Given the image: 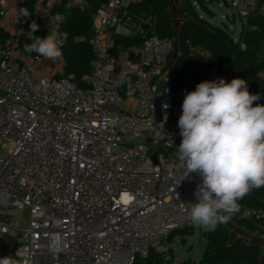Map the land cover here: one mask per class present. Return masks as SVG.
I'll use <instances>...</instances> for the list:
<instances>
[{"label": "built area", "instance_id": "obj_1", "mask_svg": "<svg viewBox=\"0 0 264 264\" xmlns=\"http://www.w3.org/2000/svg\"><path fill=\"white\" fill-rule=\"evenodd\" d=\"M142 1L107 0L94 15L93 36L75 39L89 43L95 56L81 86L63 70L42 77L46 59H26L21 38L29 39L35 21L32 35L61 33L62 48L68 13L86 0H69L63 12L37 7L33 13L27 0H12L13 33L0 35V258L134 264L152 250L167 253L169 236L195 224L188 213L202 181L197 173L185 177L177 158L181 115L169 74L174 40L151 37L114 54V35H135L122 24L124 9ZM228 5L243 20L251 15V0ZM23 7L30 17L19 16ZM121 70L135 78L136 94L128 99L113 84ZM210 77L228 82L215 70Z\"/></svg>", "mask_w": 264, "mask_h": 264}, {"label": "trees", "instance_id": "obj_2", "mask_svg": "<svg viewBox=\"0 0 264 264\" xmlns=\"http://www.w3.org/2000/svg\"><path fill=\"white\" fill-rule=\"evenodd\" d=\"M183 1L188 6L189 17L184 22L185 38L172 84L179 108L182 110L186 92L194 91L200 82L212 81L210 74L214 70L225 76L228 82L234 78L245 79L249 92L261 96L253 106L264 105V62L260 60L264 46V15L254 13L243 20L234 14L233 17H238L243 23L240 34L236 36L235 31L228 26H214L197 12L195 6L208 17L214 18L212 1ZM36 2L37 0H27L32 13ZM86 3L85 7H75L68 13L65 30L69 34V39L61 48L65 62L63 72L74 75L81 86L82 77L92 71L91 64L95 56L89 43H77L75 39L85 37L89 40L93 36L94 15L106 5L107 0H86ZM52 11H65V3L62 2ZM174 19L171 0H144L131 4L122 13V24L135 35H114V54L118 55L132 47H140L151 37L175 40L177 30ZM38 23L45 21L41 19ZM0 35H4L1 29ZM31 42L30 39L21 38L23 48L25 44ZM28 54L33 58L41 57L36 53ZM129 76L133 85L135 78ZM119 91L125 99L136 94L134 89L133 94L129 96L125 87H119ZM238 203L240 211L232 216L227 224H219L216 230L205 233L204 238H207L208 245L199 263L188 258L179 264H260L262 247L245 243L242 239H234L232 233L235 228H243L251 233L264 235V216L256 213L264 212V187L253 189ZM246 212H250L251 216L244 217ZM194 232V225L186 226L173 232L168 242L173 244L176 237L187 238L194 235ZM134 264L176 263L172 259H167L163 253L152 250L148 259L137 260Z\"/></svg>", "mask_w": 264, "mask_h": 264}, {"label": "clouds", "instance_id": "obj_3", "mask_svg": "<svg viewBox=\"0 0 264 264\" xmlns=\"http://www.w3.org/2000/svg\"><path fill=\"white\" fill-rule=\"evenodd\" d=\"M19 16L31 14L23 7ZM37 27L35 21L30 25L32 32ZM32 32V42L25 44V52L52 61L62 56L61 33L52 31L40 38ZM114 67L111 61L107 65L109 71ZM113 84L125 87L129 96L134 92L126 71L121 70ZM260 99V94L249 92L248 83L242 78L231 82L223 78L203 81L194 91L185 93L178 120L182 140L177 158L185 169V177L197 173L202 181L194 192L197 203H190L188 219L209 231L227 224L240 211L238 201L253 189L264 187V105L253 106ZM0 264L17 261L4 256Z\"/></svg>", "mask_w": 264, "mask_h": 264}, {"label": "rangeland", "instance_id": "obj_4", "mask_svg": "<svg viewBox=\"0 0 264 264\" xmlns=\"http://www.w3.org/2000/svg\"><path fill=\"white\" fill-rule=\"evenodd\" d=\"M212 1V0H209ZM219 2V0H217ZM231 1V0H229ZM174 2V0H173ZM175 4V3H174ZM197 12L204 17L206 20H208L212 25L214 26H220L223 27L225 25L229 26V18H232V16L235 14L234 10L231 7L226 8L223 4L222 7L219 8L215 6L214 4L211 5L212 10L215 13L214 18H210L207 15H205L198 6H195ZM183 10V11H181ZM173 14H174V20H175V28L177 30V37L174 40L175 44V53L173 57V61L170 64V72L171 75L173 73V69L176 67L177 64V58L183 48V42H184V22H185V13H188V6L185 4V2L182 0V7H180L179 4H175L174 8H172ZM240 20H238V23ZM52 65L48 61L46 63V67L40 68V72L42 77H48L52 73ZM18 215H21L20 213ZM194 235L189 236L187 238H182L180 236L176 237L172 246L168 250L167 253H164L165 257L167 259H172L176 264H179L180 262L191 258L198 263L203 253L206 251L208 240L207 238H204L205 231H209L206 228H203L202 226L198 224H194ZM168 242V241H167ZM169 244H171L169 242Z\"/></svg>", "mask_w": 264, "mask_h": 264}, {"label": "crops", "instance_id": "obj_5", "mask_svg": "<svg viewBox=\"0 0 264 264\" xmlns=\"http://www.w3.org/2000/svg\"><path fill=\"white\" fill-rule=\"evenodd\" d=\"M39 0H37L36 4H35V8H41L43 10H47V11H52L54 10L57 6H59L62 2L66 3L69 0H42V4H39L38 2ZM78 3H81L85 0H76ZM221 2H218L217 0H212V5L214 4L215 6L221 8L222 7V0H220ZM228 4L231 2L229 0ZM172 2V8H174L175 4H179L180 7H182V0H171ZM175 3V4H174ZM224 5V4H223ZM34 8V11H35ZM2 10L6 11V15L5 16H1L0 15V29L3 31L4 35H11L13 33V3L12 0H0V12ZM183 11V10H181ZM254 13H260L264 15V0H251V14ZM185 19H188L189 17V12L184 14ZM230 25L228 26L231 30L235 31L236 36H238L243 28V23L241 21V19H239L238 17H233L229 18L227 16ZM238 20H240V22L238 23ZM227 26V25H225ZM184 38H185V34H184ZM182 51V50H181ZM180 55V54H179ZM174 57V55H173ZM173 57L171 58L170 64L173 61ZM179 57V56H178ZM31 57L29 54L26 56V59L30 60ZM46 59V58H45ZM178 59V58H177ZM260 60L262 62H264V46L262 49V52L260 53ZM50 62L52 65V73L51 75H58L60 70H64L65 67V62H64V58L63 56H61L60 58H58L55 61L52 60H48L46 59V63ZM46 63L43 67H46ZM169 64V67H170ZM176 68V67H175ZM175 68L173 69V73L171 75H174V71ZM40 71V69H39ZM170 72V69H169ZM180 112V115L182 114V110L179 108H177L176 110V114L178 115V113ZM179 120V119H178ZM206 233H208L209 231H205ZM232 237L234 239H242L243 241H245L248 244H257L259 246L262 247V257H261V262L260 264H264V235L260 234V233H251L243 228H235V230L232 233ZM199 263V262H198Z\"/></svg>", "mask_w": 264, "mask_h": 264}, {"label": "water", "instance_id": "obj_6", "mask_svg": "<svg viewBox=\"0 0 264 264\" xmlns=\"http://www.w3.org/2000/svg\"><path fill=\"white\" fill-rule=\"evenodd\" d=\"M222 2H223L224 6L226 8L229 7L227 0H222ZM156 113H157L158 121H161L162 120V116H163V111H162V100H161L160 97H158L157 100H156Z\"/></svg>", "mask_w": 264, "mask_h": 264}]
</instances>
